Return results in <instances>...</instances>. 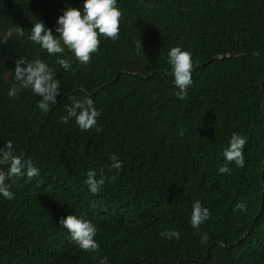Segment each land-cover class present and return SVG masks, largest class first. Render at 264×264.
<instances>
[{"label": "trees", "instance_id": "1", "mask_svg": "<svg viewBox=\"0 0 264 264\" xmlns=\"http://www.w3.org/2000/svg\"><path fill=\"white\" fill-rule=\"evenodd\" d=\"M68 6L83 0H0V147L12 140L40 169L9 181L12 200L0 197V264H264V0H118L119 39L101 37L87 65L66 51L65 71L27 37L35 19L56 34ZM177 45L194 62L183 100L166 75ZM20 56L56 70L61 94L48 113L30 89L7 95ZM85 95L97 127L62 123ZM233 134L246 139L245 166L221 174ZM113 153L119 171H109ZM90 168L105 177L96 195L83 183ZM197 200L211 214L199 230ZM70 214L97 226L98 252L70 240L59 223ZM169 229L180 238L164 239Z\"/></svg>", "mask_w": 264, "mask_h": 264}, {"label": "clouds", "instance_id": "2", "mask_svg": "<svg viewBox=\"0 0 264 264\" xmlns=\"http://www.w3.org/2000/svg\"><path fill=\"white\" fill-rule=\"evenodd\" d=\"M121 17L122 11L118 6V0H83L82 9L68 6L58 16L56 34L42 21L35 19L27 38L48 56L55 57L56 65L68 71L72 69V61L63 54L67 51L78 64H89L92 55L99 50L101 37L119 39ZM19 35L24 36L22 29L19 30ZM5 42L0 41V43ZM167 64L169 71L166 75L172 77L175 96L180 100L186 99L188 88L193 84L194 62L191 52L179 45L173 46L167 52ZM13 81V87L8 90L7 95L15 97L19 89H30L34 95L40 97L36 106L43 113L50 111L61 94V84L56 78V70L39 57L29 60L25 56H20L15 61ZM71 99V104L66 105V115L61 117V122L68 124L74 121L81 131H89L97 127L100 111L95 107L93 99L88 95ZM97 130L99 131L98 128ZM245 144L246 139L240 134H233L230 137L228 146L222 151L224 164L219 167V173L230 175L229 165L232 163L239 168L245 166ZM110 160L109 171L121 170L123 162L118 159V154L113 153ZM38 176L40 169L31 159L16 154L12 140L6 141L4 146L0 147V197L6 200L14 198L15 194L10 190L11 183H9L13 178H23L25 182H31ZM83 183L91 194L96 195L104 185L105 177L101 175L98 178L97 171L90 168ZM234 210L246 212L247 203L237 202ZM210 215L209 208L199 200L195 201L191 207V227L199 230L200 226L210 219ZM59 223L70 233V240L79 250L92 253L99 251L100 245L95 239L98 228L93 222L70 214L61 218ZM160 235L166 240L180 238V233L175 229L163 231ZM203 239L206 240L207 236L205 235ZM99 264H109L108 258H101Z\"/></svg>", "mask_w": 264, "mask_h": 264}]
</instances>
